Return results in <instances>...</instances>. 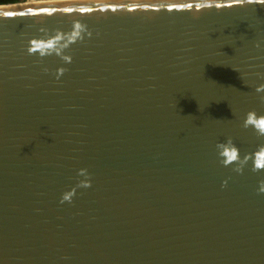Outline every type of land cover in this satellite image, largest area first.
<instances>
[{
  "label": "water",
  "instance_id": "obj_1",
  "mask_svg": "<svg viewBox=\"0 0 264 264\" xmlns=\"http://www.w3.org/2000/svg\"><path fill=\"white\" fill-rule=\"evenodd\" d=\"M260 85L264 0L0 4V264H264Z\"/></svg>",
  "mask_w": 264,
  "mask_h": 264
},
{
  "label": "clouds",
  "instance_id": "obj_2",
  "mask_svg": "<svg viewBox=\"0 0 264 264\" xmlns=\"http://www.w3.org/2000/svg\"><path fill=\"white\" fill-rule=\"evenodd\" d=\"M257 92L264 91V85H260L257 87ZM264 99V97H262ZM242 126L247 127H253L255 130L261 134H264V118H257L254 112L247 113L243 119H242ZM216 149V155L218 158V162L222 166H229L234 164L240 159L238 150L234 147V145L231 143V141H225L223 143L217 144L215 146ZM256 169L264 170V159L260 161V163L255 165ZM80 175L84 176V179L86 182L82 183L83 187H89L90 186V180L88 179V175L86 174L85 169L80 170ZM69 201V197L67 195L63 196L60 200L61 203Z\"/></svg>",
  "mask_w": 264,
  "mask_h": 264
},
{
  "label": "trees",
  "instance_id": "obj_3",
  "mask_svg": "<svg viewBox=\"0 0 264 264\" xmlns=\"http://www.w3.org/2000/svg\"><path fill=\"white\" fill-rule=\"evenodd\" d=\"M26 0H0V4H8V3H16V2H23Z\"/></svg>",
  "mask_w": 264,
  "mask_h": 264
},
{
  "label": "bare ground",
  "instance_id": "obj_4",
  "mask_svg": "<svg viewBox=\"0 0 264 264\" xmlns=\"http://www.w3.org/2000/svg\"><path fill=\"white\" fill-rule=\"evenodd\" d=\"M28 2H37V1H50V0H26Z\"/></svg>",
  "mask_w": 264,
  "mask_h": 264
}]
</instances>
